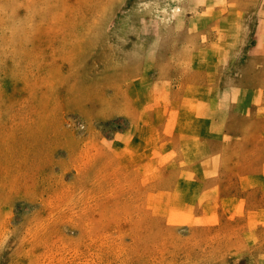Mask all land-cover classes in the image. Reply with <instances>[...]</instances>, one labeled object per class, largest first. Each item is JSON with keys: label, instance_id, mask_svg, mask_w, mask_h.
<instances>
[{"label": "rangeland", "instance_id": "374dc122", "mask_svg": "<svg viewBox=\"0 0 264 264\" xmlns=\"http://www.w3.org/2000/svg\"><path fill=\"white\" fill-rule=\"evenodd\" d=\"M0 264H264V0H0Z\"/></svg>", "mask_w": 264, "mask_h": 264}, {"label": "crops", "instance_id": "0c3cea01", "mask_svg": "<svg viewBox=\"0 0 264 264\" xmlns=\"http://www.w3.org/2000/svg\"><path fill=\"white\" fill-rule=\"evenodd\" d=\"M145 52H148V50H145ZM146 54H148V53H146ZM149 70L150 69H145V72H148ZM146 80H147V76L144 75L141 78V83H139L138 86H135V87H139V88H136L135 91L140 90V94L143 97H146L144 94V90H142V89H144L143 85H144ZM134 85H136V83ZM179 91H181L182 94H185V91H186L185 86H182V88ZM139 96L140 95H138V98L143 99V97H139ZM197 100H198L197 95H194L193 97L191 95H189V96L184 95L181 98V109L182 110L180 111L179 114L174 115L173 112L171 111L172 108H171V110L166 111V117L165 118H168L171 122L177 121L176 133L165 134L167 141L171 140V137L173 136V137H180L179 138V142H180L179 144L181 146L184 144H188L191 148L193 144L197 145V137H198L197 119H199L197 108H195ZM191 102H192L193 107L195 108L193 111V113H194L193 114V119H194L193 120V126H194L193 133L191 131L187 132L186 131L187 129L184 128V123L182 122V121H184L183 118L187 116V113H185L184 109L187 108L186 107L187 105L189 107ZM192 105L189 109V112H191V110H192ZM131 108H133V110L135 109V107H131ZM140 108H139L140 113L137 114L138 120L140 122L139 130H141V133H139V135L143 136L142 143H145V144L142 146H139L137 148H134L132 150V155L130 157H127V159L133 161L134 163H132V166H135V167H141V168H144V167L146 168V167H150V166L165 167L172 160V159H168V157H166L165 155H168L169 153L174 152L178 148H177L176 144L173 143V141L166 142V140H164L166 144L163 145L161 148V117H159L156 114V112L161 111V105H158L157 107H155V106L150 104L149 107L146 108V110L143 108V106H141ZM146 111L149 113H151V112H154V113L152 115H149V113H147ZM207 111L208 112L205 113L206 114V117H205L206 123L205 124H206V126L209 127V125H208L209 121L208 120L211 119V117L213 116V112H212V110L210 112V108H208ZM187 119L190 120L191 118L187 117L186 120ZM166 123H168L171 126V124L169 122H166ZM188 130H191V129H188ZM167 137H168V139H167ZM206 137H208L207 133H206ZM152 141H155L156 143H153ZM207 147H208V144H207ZM194 149H196V148H194ZM161 152H163L162 155H161ZM190 153H192L191 149L189 150L188 154H190ZM114 155H115V151H111L110 160H116V156H114ZM185 155L183 156L182 159H180L179 163L177 164L178 165L177 167H184L185 168L186 166H188L191 168H190L188 176L185 174H184V176H181V173H180L179 176L185 177V178L179 177V180H180L179 184L185 183L186 182L185 179H187V181L189 182L190 185H195V187H193V193H195L196 188H197V184L201 179H199V177L196 176L197 173L195 172V170L194 171L192 170V163H193V161H195V160H192V158H194V155H191V154L188 156H185ZM151 161H152V163H151ZM110 165H113V164L111 163ZM207 168L210 169L209 170L210 176L209 177L207 176L206 178L212 179L213 178V168H214V164L212 161H210V164L206 166V169ZM182 207L185 209L187 207L189 208L188 205H184Z\"/></svg>", "mask_w": 264, "mask_h": 264}, {"label": "bare ground", "instance_id": "6f19581e", "mask_svg": "<svg viewBox=\"0 0 264 264\" xmlns=\"http://www.w3.org/2000/svg\"><path fill=\"white\" fill-rule=\"evenodd\" d=\"M183 15H184V14H183ZM207 37H209V35H208ZM202 40H203V39H202ZM209 40H210V39H207L206 42L209 41ZM196 41H197V40H196ZM198 44H199V43H198ZM207 47H208V46H207ZM175 79H176V78H175ZM104 94H105L106 96H108V92H107V90L104 91Z\"/></svg>", "mask_w": 264, "mask_h": 264}]
</instances>
